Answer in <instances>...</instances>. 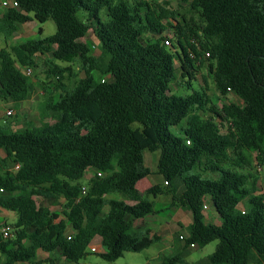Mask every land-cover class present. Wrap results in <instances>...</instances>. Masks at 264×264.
Segmentation results:
<instances>
[{
	"label": "trees",
	"instance_id": "16d2710c",
	"mask_svg": "<svg viewBox=\"0 0 264 264\" xmlns=\"http://www.w3.org/2000/svg\"><path fill=\"white\" fill-rule=\"evenodd\" d=\"M13 1L17 7L0 16L5 38L32 21L29 14L40 24L51 20L56 30L0 49V101L19 108L28 100L34 87L24 69L46 57L45 75L55 81L44 83L38 109L54 121L28 122L17 131L7 126L9 133L0 127V208L16 215L11 236L0 234L5 263L40 264L38 253H45L77 264L96 235L107 263L158 242L156 233L133 224L153 212L147 196L160 189H136L151 174L142 153L159 150L156 173L172 205L192 216L167 263L187 264L191 246L217 241L200 264H264V194L244 172L250 165L244 152L264 157V0H178L199 14L203 25L196 30L169 11L172 0L157 6L146 0ZM88 32L104 57L91 54ZM75 61L83 77L69 89L63 76L76 75L56 62ZM176 62L177 87L191 90L185 96L170 87ZM206 62L220 106L212 104L205 79V87L192 89L195 64ZM228 95L240 103L228 102ZM224 126L233 133L231 145L220 133ZM90 172L82 195L80 181ZM209 204L217 225L204 221ZM58 207L63 219L52 211Z\"/></svg>",
	"mask_w": 264,
	"mask_h": 264
},
{
	"label": "rangeland",
	"instance_id": "374dc122",
	"mask_svg": "<svg viewBox=\"0 0 264 264\" xmlns=\"http://www.w3.org/2000/svg\"><path fill=\"white\" fill-rule=\"evenodd\" d=\"M134 0H128V2L133 3ZM147 2L157 6L161 5L163 0H146ZM169 11L173 12L175 14V18L184 26H190L192 29L196 30L200 28L203 25L202 19L199 17V14L192 10L188 4H182L178 0H172L169 2L168 6ZM3 9L0 8V16L2 14ZM104 12L101 13V16H103ZM32 21L26 23L23 27L21 26L16 33L23 34L22 38L19 40H14L12 36L10 38H5L2 34H0V48H7V45L9 46H15L20 43H24L29 40H36V39H42L48 36H52L55 33V25L51 20H47L45 23L40 24L37 21L33 20L32 15L29 14ZM79 17H81V14H78ZM184 21V22H183ZM166 23V21H164ZM170 23L173 24L172 21ZM39 29L42 30V34H39ZM86 40L91 44L94 45V48H91V54L94 57H104V54L101 51L100 46L98 45L95 37L91 32L88 33ZM46 57L38 56L35 60V66L30 68L31 74H30V80L33 84V93L30 96L28 100L23 102L19 108L12 103H4L0 101V127L4 130L5 133H9L10 130L7 126H10L11 131H17L22 129L26 123L30 122L34 125H40L41 122H52L54 120L52 119H46L43 114L39 112L38 104L42 103L45 99V95L42 92L43 85L48 83L49 81L54 82L55 79H48L45 75V71L47 69L44 60ZM105 59V58H104ZM56 65L59 67L65 68V67H71L73 70V74L76 75L74 77L69 76L67 73L63 76V84L67 88H72L75 86L77 81L83 77L81 73H77V61H75L72 64H66L62 62H56ZM196 70H195V80L192 82V89L196 90L198 88L205 87L204 79L206 80V89L207 93L210 97V100L212 104L220 106V101L217 92L215 91L212 79L208 76L207 72V62L202 66L198 67V64H195ZM176 67V81L172 82L170 87L172 89V93L177 96H185L191 93V90H187L186 88H180L177 87V85L182 84L181 79V71L179 68V63H175ZM25 71V69H24ZM45 83V84H44ZM227 101H234L236 103H240L236 97L233 95L227 96ZM11 111L10 116L6 115L7 111ZM204 118L208 116V113H202L201 114ZM17 117V118H16ZM172 132L175 134H178V129L173 128ZM220 133L225 136V138L228 140V142L233 144L234 136L232 131L224 126L220 129ZM244 155L250 164L246 169L244 170L245 173L250 174L251 180H254L256 183V190L258 193L264 194V157H261V159L257 157L255 153H248L244 152ZM160 156V151L155 152H143V158H144V164L145 166L151 171H155L157 161ZM92 173H87L85 178L80 181V183L86 187L87 181L89 176ZM205 178L208 176H204ZM147 180L150 182H154L155 180H159L160 182V188L163 191V194L158 195L155 210L158 212L157 214L162 217H169L171 214L174 213L172 208V200L171 195L169 194V188L168 186L163 185V180L160 176L156 174H152L149 177H147ZM149 200H153V196H148ZM35 201L38 203L39 199L35 198ZM62 201V200H61ZM57 210L60 212L61 207H58ZM213 207L209 204L208 208L205 210L206 213H212ZM1 220V218H0ZM187 235V234H186ZM181 245V243H180ZM217 245V241L211 242L210 244L206 245L203 248H192L190 249V254L185 258L186 263L188 264H196L201 259L206 258L207 256L211 255ZM162 248V244H156L152 246V248L148 251H142L139 253H124L121 258L116 260L113 263H107L103 261L97 254L89 253V255L81 261V263L85 264H144L151 251ZM175 250V249H173ZM173 254V253H172ZM172 254L168 253L165 257L166 259L171 258ZM163 260V259H162ZM154 264V261L152 262Z\"/></svg>",
	"mask_w": 264,
	"mask_h": 264
},
{
	"label": "crops",
	"instance_id": "0c3cea01",
	"mask_svg": "<svg viewBox=\"0 0 264 264\" xmlns=\"http://www.w3.org/2000/svg\"><path fill=\"white\" fill-rule=\"evenodd\" d=\"M25 24L26 23H24L22 25V27ZM17 32H15L12 35V38L14 40H16V41L19 40L20 38H22L23 36H25L23 34L22 35L21 34L16 35ZM7 47L10 48L12 46L7 45ZM91 47L93 49L94 48V45H91ZM0 156L3 157L4 154L2 152H0ZM142 158H143V153H142ZM143 165L145 166V164H144V158H143ZM152 174L158 175L156 173V169H155V171L151 172L150 175H152ZM149 176H147V177H149ZM158 176H160V175H158ZM147 177L139 180L136 183V189L140 193H142V194L145 193L146 191H148V189H150L152 186L157 185L160 188V182H159V180H155L154 182L153 181L152 182L151 181L149 182L147 180ZM163 185H164V181H163ZM160 194H163V191L161 190V188L159 189L158 194L156 196H153L152 195L153 196V200H150L153 203V208H152L153 212L152 213H149V214H147V215H145V216H143V217H141L139 219H136L135 222H134V224H133L134 229L137 230V231L149 230L152 233H156L160 237V239H159L158 242L154 243L149 248H147V249H145L143 251L148 252L152 248V246H154L156 244H162V248H158V249H155V250H153V251L150 252L149 257H148L147 261L144 264H152L153 261H154V264H168L167 261H166V257L165 256L168 253L169 254L170 253L172 254L174 252L173 249H174V247L176 245L175 244V238H176V236L177 235H180V236L182 235V236L186 237V234H187L186 228H187V226L192 221L191 213L188 210H186V209H184V208H182V207H180L178 205H175V206L172 205V208H173L174 213L171 214L169 217L159 216L157 214L158 212L155 210V206H156V201H157V198L156 197L158 195H160ZM147 198H148V196H147ZM240 206L242 207L243 205L240 204ZM205 210H203L204 221L206 223H211V224L217 225L218 224V217H217L215 211H213L212 213H206ZM52 211H56V212L60 213L57 210V208H52ZM0 218H1V220H0V228L2 226H4V225H9L12 228V225L16 221V215H15V213L10 212V211H7V210L2 209V208H0ZM59 218L60 219H63V216L61 215V213H60V217ZM67 233L68 234L71 233V230H70L69 227L67 228ZM91 247H95L97 249V253H94V254H97L99 256V254L102 252L101 236L100 235H96L92 239V241H91V243H90V245L88 247V252H89V249ZM192 248H195V247H192L191 246L190 249H192ZM89 253H91V252H89ZM38 258H39V260L42 261V263H40V264H51V263L52 264H67L57 254L49 255V254H45V253H38ZM206 258L201 259L196 264H200L202 261H205ZM80 263H81V261H80ZM0 264H6L5 261H4V259H3V257L1 255H0ZM14 264H28V263H20V262H17V263H14Z\"/></svg>",
	"mask_w": 264,
	"mask_h": 264
},
{
	"label": "built area",
	"instance_id": "2783aa9c",
	"mask_svg": "<svg viewBox=\"0 0 264 264\" xmlns=\"http://www.w3.org/2000/svg\"><path fill=\"white\" fill-rule=\"evenodd\" d=\"M11 7H17V3L15 1H13V0H0V8L6 9V8H11ZM164 44L166 46H169L170 45L169 39H165L164 40ZM191 57H192V55H191ZM24 73L26 75H29L30 76L31 70L30 69H25ZM10 114H11V111L10 110L6 112V115H10ZM15 168H17V166ZM98 175H100V174H98ZM164 185H167V183L164 182ZM81 194L82 195H85L86 194V187L83 186L81 188ZM203 209L204 210L207 209V205H204L203 206ZM11 233H12V228L9 225H4V226H2L0 228V234L5 239L9 238L10 235H11ZM89 252H91V253H97V249L95 247H91L89 249ZM77 264H84V263H80L79 262Z\"/></svg>",
	"mask_w": 264,
	"mask_h": 264
}]
</instances>
